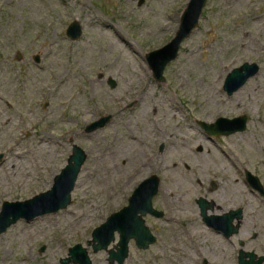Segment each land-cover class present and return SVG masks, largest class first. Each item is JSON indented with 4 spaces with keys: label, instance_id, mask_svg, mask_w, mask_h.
I'll list each match as a JSON object with an SVG mask.
<instances>
[{
    "label": "rangeland",
    "instance_id": "rangeland-1",
    "mask_svg": "<svg viewBox=\"0 0 264 264\" xmlns=\"http://www.w3.org/2000/svg\"><path fill=\"white\" fill-rule=\"evenodd\" d=\"M187 2L0 0V210L48 190L73 144L87 154L66 208L0 234V264H62L77 243L91 264H108V251L93 252L87 240L151 175L163 212L144 216L155 242L140 249L130 240L123 264H235L248 234L225 239L207 227L199 197L214 203L209 213L242 208L245 232H258L246 249L264 253V195L243 184L248 171L264 189V157L252 146L264 147V0H206L157 81L146 54L174 36ZM73 20L82 28L75 40L65 34ZM244 62L259 70L228 95L224 80ZM243 114L245 130L229 135L200 124ZM117 241L115 233L108 248Z\"/></svg>",
    "mask_w": 264,
    "mask_h": 264
},
{
    "label": "water",
    "instance_id": "water-1",
    "mask_svg": "<svg viewBox=\"0 0 264 264\" xmlns=\"http://www.w3.org/2000/svg\"><path fill=\"white\" fill-rule=\"evenodd\" d=\"M142 2V0H140ZM206 0H188L184 7L178 28L174 36L163 46L153 49L146 54L148 66L157 81H163L164 68L174 60L179 52L183 40L196 28ZM82 33L78 21L70 22L65 30L69 39L75 40ZM35 61L39 58L36 56ZM259 66L257 63L244 62L233 68L226 76L223 89L228 95L239 89L245 82L257 74ZM109 84L115 86V81L110 79ZM110 119L109 115L100 117L86 127L87 132L96 130ZM247 117L245 114L233 118L218 117L212 123H200L205 131L213 136L229 135L246 128ZM1 156V154H0ZM87 157L86 152L80 146L73 144L71 154L67 158V164L53 178L51 187L24 201H4L0 210V234L14 224L18 219H32L46 213H54L66 208L71 203V192L74 189L81 167ZM250 185L264 195V189L259 179L247 172ZM160 180L158 176L151 175L142 180L128 197L127 205L120 210L112 212L99 226H96L87 240L93 252L99 250L108 251V264H123L129 254V242L134 240L140 249L148 248L155 242V236L145 224L146 214L160 217L163 212L152 205V198L157 194ZM196 203L200 209L202 220L215 230L222 232L225 236L237 232L239 220L242 218V208L231 209L227 213L216 215L207 213L212 208V202L199 197ZM237 219V223H233ZM118 234V241L114 248H108ZM238 264H263L264 255H258L254 251L240 249ZM247 257V258H246ZM91 264L86 248L80 243L68 249V257L61 259L62 264Z\"/></svg>",
    "mask_w": 264,
    "mask_h": 264
},
{
    "label": "flooded vegetation",
    "instance_id": "flooded-vegetation-1",
    "mask_svg": "<svg viewBox=\"0 0 264 264\" xmlns=\"http://www.w3.org/2000/svg\"><path fill=\"white\" fill-rule=\"evenodd\" d=\"M213 185H214V184L212 183V186H213ZM213 204H214V203H213ZM213 204H212V208L207 210V213H208L209 215H211V214H216V213H209V212H208V211H212V209H213ZM197 206H198V204H197ZM198 208H199V207H198ZM229 211H230V210H229ZM199 212H200V209H199ZM227 212H228V211H227ZM227 212H224V213H227ZM224 213H222V214H224ZM216 215H221V214H216ZM161 216H163V214H162ZM242 217H243V210H242ZM201 219H202V218H201ZM202 222H203L207 227L211 228L213 231L217 232L218 234H221L225 239H230L231 237L236 236V235L240 234L241 232H243V233H247V234H248V236H247V241L245 240L246 242H244V240H242V239H239V240H238V244H239L240 247L237 249V251H236V253H235V255H234V258H235V261H236L235 264H238V260H239V256H240V252H239L240 249L242 248V249H244L245 251H251V250H247V249H246V243H247L248 241H251V240L255 239L256 237H258V232L255 231L253 228H250V230H247V231L245 232V229H244L243 226H242V218L239 220V227H238L237 232L234 233V234H232V235H230L229 237L225 236L222 232H219V231L215 230L213 227L208 226L203 220H202ZM233 223H237V219H234ZM247 225H250L251 227L253 226V225H251V224H247ZM252 251H254V250H252ZM254 252H255V251H254ZM261 254L264 255V253H261ZM261 254H258V255H261ZM246 258H247V257H246ZM202 262L207 263V261H206L205 259H204ZM263 264H264V262H263Z\"/></svg>",
    "mask_w": 264,
    "mask_h": 264
},
{
    "label": "bare ground",
    "instance_id": "bare-ground-1",
    "mask_svg": "<svg viewBox=\"0 0 264 264\" xmlns=\"http://www.w3.org/2000/svg\"><path fill=\"white\" fill-rule=\"evenodd\" d=\"M216 78H217V75L215 76V79L212 80V84H210L212 87H215L216 84H217V80H216ZM242 89H243V88H241L240 90L236 91L235 94L238 95ZM207 136H209V135L207 134ZM135 140H136L137 145H138L139 147H142V146L144 145L145 137H144V134H143L142 129H141V131H140L139 127H138V133H137V135H136V137H135ZM252 146H253V149H254L256 152H259V153H260L261 157H264V147H263V146H260V145H258V144H257V145L255 144V145H252ZM240 168H243V165H240ZM237 181H238V180H237ZM49 184H50V181H48V182L46 183V186H48ZM243 184L246 185V187L249 189V191H251V192L254 191V190L252 189V187L249 185V183L247 182V179H246V178H245V181H243ZM163 193H164V191H163ZM222 210L226 211L227 209H222Z\"/></svg>",
    "mask_w": 264,
    "mask_h": 264
}]
</instances>
